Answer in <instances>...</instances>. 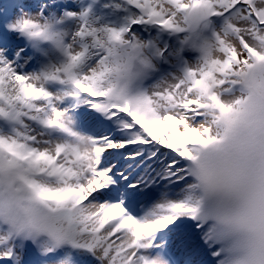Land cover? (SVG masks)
Wrapping results in <instances>:
<instances>
[{"label":"snow or ice","instance_id":"1","mask_svg":"<svg viewBox=\"0 0 264 264\" xmlns=\"http://www.w3.org/2000/svg\"><path fill=\"white\" fill-rule=\"evenodd\" d=\"M92 5L11 25L36 51L0 49V191L70 210L53 234L85 264H166L162 244L176 264H264L259 177L208 162L245 101L225 97L264 63V0H106L111 20ZM18 237L0 228L3 264Z\"/></svg>","mask_w":264,"mask_h":264},{"label":"clouds","instance_id":"2","mask_svg":"<svg viewBox=\"0 0 264 264\" xmlns=\"http://www.w3.org/2000/svg\"><path fill=\"white\" fill-rule=\"evenodd\" d=\"M238 79L243 87L224 99L225 103L233 104L236 99L245 97L244 103L238 106V111L230 117L235 122V127L230 133V144L221 151L210 154L208 162L231 167L239 180L245 184H248L250 178L255 180L259 177L258 183L254 182L248 186L253 192L264 194V160L258 159L257 152L258 149L264 148V63H254V66L245 69L244 75ZM16 188L22 190L0 191V228L27 237L33 243L40 242L47 249H40L44 255L71 246L58 239V232L53 234V228L66 216L72 215L70 210L49 211L19 183ZM256 243L259 248L264 249V237L257 236ZM55 264H72L70 255L61 257Z\"/></svg>","mask_w":264,"mask_h":264},{"label":"bare ground","instance_id":"3","mask_svg":"<svg viewBox=\"0 0 264 264\" xmlns=\"http://www.w3.org/2000/svg\"><path fill=\"white\" fill-rule=\"evenodd\" d=\"M86 1L90 2L89 5H92V0H0V36L8 32L6 29L9 27L10 30L13 31L14 29L11 25L14 22L16 23L21 17L36 16L41 11L39 10V7H41L40 4L44 5L45 15H54L56 18H60L66 10L79 11L81 8H87L89 5L86 6ZM104 2H106V0H99L97 4L92 5L93 13L95 16H103L105 19L111 20L113 18L108 15V9L102 7ZM71 26V22L62 25V27ZM21 36L23 35L21 34ZM19 37L16 35L12 37V47L16 48L17 51H19V48H24L26 52L36 51V49L32 47L33 41L28 40L27 45L20 44L18 43ZM40 47L50 50V55L53 56V58L56 55L51 50V45L42 43ZM0 49L4 51L8 50L7 47L1 43ZM13 55H15V53H13ZM36 58L45 59L39 52H36ZM149 239H151V237ZM13 243L16 245V252L19 255V264H55L56 260L66 255H70L72 264H85V260L82 256L84 250L82 249H74L69 246L71 249L70 253L67 252V250V253H64V248H62L53 253L44 255L40 251V242L33 243L30 239L18 237ZM155 249L152 251L154 252ZM154 253H156V251ZM160 255L162 256L161 253ZM0 264H3V261H0ZM166 264H176L175 257L173 256V260L166 262Z\"/></svg>","mask_w":264,"mask_h":264},{"label":"rangeland","instance_id":"4","mask_svg":"<svg viewBox=\"0 0 264 264\" xmlns=\"http://www.w3.org/2000/svg\"><path fill=\"white\" fill-rule=\"evenodd\" d=\"M66 250H67V252H69V253H70V251H71V249L69 248V246H65L63 252L65 253ZM63 252H62V253H63ZM67 252H66V253H67ZM154 252H155V250H154ZM154 252L152 251V255H153V256H155V255H159V256H161L160 253L157 254V253H154Z\"/></svg>","mask_w":264,"mask_h":264}]
</instances>
